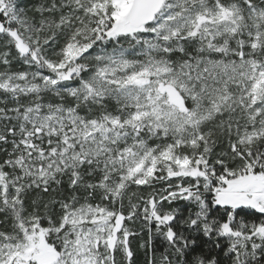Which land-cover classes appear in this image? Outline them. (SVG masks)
Instances as JSON below:
<instances>
[{
    "label": "snow or ice",
    "instance_id": "6c2138e0",
    "mask_svg": "<svg viewBox=\"0 0 264 264\" xmlns=\"http://www.w3.org/2000/svg\"><path fill=\"white\" fill-rule=\"evenodd\" d=\"M0 264H264V0H0Z\"/></svg>",
    "mask_w": 264,
    "mask_h": 264
}]
</instances>
